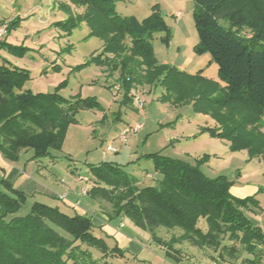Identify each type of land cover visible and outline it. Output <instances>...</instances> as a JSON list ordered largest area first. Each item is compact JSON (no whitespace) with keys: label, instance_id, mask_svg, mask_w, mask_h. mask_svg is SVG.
Masks as SVG:
<instances>
[{"label":"rangeland","instance_id":"374dc122","mask_svg":"<svg viewBox=\"0 0 264 264\" xmlns=\"http://www.w3.org/2000/svg\"><path fill=\"white\" fill-rule=\"evenodd\" d=\"M1 1L12 2L11 21L16 22L8 35L0 38V44L26 50L19 57L9 47L0 45V64L28 72L30 78L23 83V89L33 94L58 93L68 101L82 98L98 103L93 109L77 112V122L69 126L60 149L53 148L49 156L39 159L34 158L31 150H25L18 160L6 162L40 180L44 187L54 178L56 182L52 184L59 194L71 195L69 199L74 203L83 198L82 207L91 204L89 209H97V202L87 194L94 184L91 167L106 162L117 164L144 188L162 178L149 157L158 153L198 165L209 178L225 176L235 184L246 183L264 191V157L252 158L248 149L234 152L231 141L212 134L239 129L236 123L242 121H239L241 115L230 108L225 75L209 53L197 48L193 0L115 3L120 16L138 23L157 11L170 29L169 33L157 31L149 38L154 60L163 73L154 74L146 65L135 64L131 67L128 88L121 80V70H110L104 56L100 58L105 41L93 33L92 25L80 19L84 6L72 0ZM222 24L228 26L225 21ZM242 36L248 37L250 33L245 30ZM260 121L262 128H257V122L243 129L252 135L264 134V116ZM138 125L141 128L135 132ZM123 136L127 137L126 141L121 140ZM109 147L118 152H109ZM39 173L51 176L49 181ZM2 179L0 175V191L5 190ZM29 189L32 188L26 189L27 203L16 216L27 215L36 202L52 205L41 193L32 194ZM259 198L264 205V193ZM58 201L57 205L64 211L62 201ZM100 208L110 220V204L101 202ZM110 225L133 242L132 250L125 251L115 238L104 236L96 229V235L103 237L110 248L120 246L127 255L125 259L110 257L112 264H240L245 256L240 251L236 258L224 252L220 257L213 248L182 243L176 246L182 256L176 262L154 242L153 234L170 240L182 234L180 229L158 228L152 233L136 227L127 218L112 220ZM199 227L206 229L205 220H200Z\"/></svg>","mask_w":264,"mask_h":264},{"label":"trees","instance_id":"16d2710c","mask_svg":"<svg viewBox=\"0 0 264 264\" xmlns=\"http://www.w3.org/2000/svg\"><path fill=\"white\" fill-rule=\"evenodd\" d=\"M72 1L85 7L80 19L104 39L100 58L104 56L110 70H121L126 88L135 64L146 65L154 74L163 73L149 44L157 31L170 32L160 13L154 11L138 23L116 11V2L128 0ZM193 1L197 48L209 53L225 75L230 108L241 115L242 121L236 123L239 129L212 134L231 141L234 152L248 149L252 158L264 157V134L252 135L243 129L257 122V128L263 127L264 0ZM15 22L8 23V33ZM245 30L250 36H242ZM0 45L9 47L15 56L25 54L26 48ZM29 78L24 69L0 64V153L10 162L18 160L25 150L39 159L49 156L53 148L60 149L69 126L77 122V112L98 105L93 99L68 101L58 93L33 94L23 89ZM149 157L162 178L144 188L117 164L91 167L94 184L87 194L110 204L111 221L127 218L152 233L158 228L180 229L182 234L170 240L153 234L154 242L176 262L182 259L176 246L189 243L201 249L213 248L220 257L224 252L236 258L241 251L245 256L240 264H264V232L248 215L260 208L257 196L234 197L233 181L225 176L209 178L198 165L159 153ZM1 184L5 190L0 191V264H112L110 257L127 258L118 246L110 248L103 237L96 235L88 216L69 215L57 206L39 202L27 215L16 216L27 203V195L6 180ZM200 220H205L206 229L199 227Z\"/></svg>","mask_w":264,"mask_h":264},{"label":"crops","instance_id":"0c3cea01","mask_svg":"<svg viewBox=\"0 0 264 264\" xmlns=\"http://www.w3.org/2000/svg\"><path fill=\"white\" fill-rule=\"evenodd\" d=\"M13 16V9H12V2L10 4H7L0 0V25L3 23H9L12 20ZM0 175L3 178L2 180H6L8 183L12 184V186L24 192L25 194H28V189L31 187L32 189H29V192H33L32 194H40L41 197H43L45 200L51 202L52 206H58L59 201H62L61 205H64L63 209L65 212H73L74 214L84 215L91 218L92 223L94 227L102 233L104 236L115 238L123 247V250L128 251L129 249L132 250L133 242L128 241L119 231L110 225L112 223L111 220L107 217V215H104L101 211V203L97 200L96 207L97 209H89L88 204L85 207H82V201L83 198H80L81 201H76L77 203H74L72 200L69 199L71 195H66L65 193H58L56 191V187L54 184H52L54 181V178H52L49 175H46L45 173H39V176H43L46 180L49 181L51 177V181H49L48 187H44L43 184L40 183V180H36L34 178H31L25 171H21L20 169H17L13 167L10 163L6 162L2 154L0 153ZM49 178V179H48ZM42 179V178H41ZM47 181V182H48ZM63 182V181H62ZM41 188H43L41 190ZM231 193L236 198H247L251 196H257V198L260 200V189H257L256 187H252L246 183H238L234 184V186L231 189ZM70 194V193H69ZM75 196H77V191H75ZM62 196H65V199H61ZM68 197V199H67ZM79 204V205H78ZM62 209V208H60ZM249 217L263 230L264 232V205L261 204L260 201V208L254 209L252 211L248 212ZM121 225H124L121 223ZM120 225V227H121ZM124 228V227H123ZM119 239V240H118ZM120 247V246H119Z\"/></svg>","mask_w":264,"mask_h":264},{"label":"built area","instance_id":"2783aa9c","mask_svg":"<svg viewBox=\"0 0 264 264\" xmlns=\"http://www.w3.org/2000/svg\"><path fill=\"white\" fill-rule=\"evenodd\" d=\"M7 33H8V26L7 25H5V24H1L0 25V38H2V37H4L5 35H7ZM141 128V126H137L135 129H134V131L136 132V131H138L139 129ZM121 140L122 141H126L127 140V137L126 136H123V137H121ZM108 151L109 152H118L116 149H112V148H108ZM66 197L65 196H63V197H61V199H65Z\"/></svg>","mask_w":264,"mask_h":264}]
</instances>
